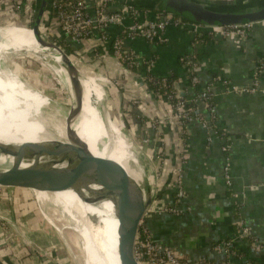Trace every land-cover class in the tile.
Returning <instances> with one entry per match:
<instances>
[{"label":"crops","instance_id":"1","mask_svg":"<svg viewBox=\"0 0 264 264\" xmlns=\"http://www.w3.org/2000/svg\"><path fill=\"white\" fill-rule=\"evenodd\" d=\"M200 1L212 6H235L246 0ZM118 3L117 9L121 4L125 5L120 0ZM90 4L88 10L92 14L94 5ZM18 12L12 0H0V24L12 25L18 21L22 15ZM156 15L150 12L149 17ZM107 33L114 38L119 29L110 28ZM98 35L93 38L95 41L85 40L78 45L69 43L71 51L74 47L80 57V64L93 73L85 64H88V58L93 62L97 58L100 64H94L95 68L92 65L93 69L99 68L100 73L118 79L124 90L145 99L144 117L149 121L156 116L165 118L159 127L164 144L161 148L164 152L163 175L158 181L161 190L153 202L154 210L174 205L172 186L176 188V170H183L185 198L179 205L182 212L147 215L145 222L151 236L185 260L206 258L220 263L240 262L234 251L251 249L246 241H237L231 255L216 251L214 245L235 237L240 218L250 227L252 236L264 243V76L258 79L255 91H242L254 86L256 68L264 60V21L255 24L246 39L217 38L205 42L176 26L166 30L167 42L164 44L150 43L141 37H126L123 49L137 57L135 71L109 54V47L100 52L99 48L104 44ZM62 38L65 39V35ZM183 57L197 60L195 74L200 87L213 80L216 82L213 102L217 115L212 142H208L206 130L198 121L187 124L182 136L175 119H170L165 96H156L145 84L143 61L153 59L156 76L173 77L179 95L194 97L191 75L182 63ZM231 86L237 90H230ZM109 95L112 94L109 92ZM118 99L113 102L121 113V97ZM197 109L208 119L204 104H199ZM132 114L134 117L136 111ZM136 125L135 129L139 124ZM142 130L140 126L136 132ZM218 132L230 140L228 153L222 150L224 141ZM146 180L153 190L159 185L153 174ZM34 202L38 201L0 200V214L7 219L0 220V264H52V258L48 259L44 254L52 256L63 252L61 239L52 232L53 225L32 211ZM21 203L23 211L19 207Z\"/></svg>","mask_w":264,"mask_h":264},{"label":"water","instance_id":"2","mask_svg":"<svg viewBox=\"0 0 264 264\" xmlns=\"http://www.w3.org/2000/svg\"><path fill=\"white\" fill-rule=\"evenodd\" d=\"M50 2L51 0L37 1L34 22L29 27L0 24V37L8 41L13 40L4 31L10 28H23L31 31L38 49L30 53L38 54L55 64L70 83L72 107L66 118V139L50 143L46 149L29 143L19 147L6 146L7 150L36 156L45 153L49 163L40 166L36 177L30 182L22 181L0 170V200L40 201L48 198L40 194L51 195L69 191L87 204L111 202L119 221L117 233L119 262L120 264H140L135 254L137 236L141 222L158 195L148 190L140 178L135 179L130 176L121 165L106 157H96L90 153L85 155L81 162L72 157L75 111L84 102L86 82L96 80V77L50 37L42 27L45 13L51 11ZM120 2L131 7L161 11L195 24L211 27L259 24L264 21V2L258 3L255 8H252L250 3L235 6H212L200 0H131L128 2L120 0ZM101 87L100 85L98 87L102 97L101 108L109 116L110 124L120 130L121 125L124 127V122L121 121L120 113L107 89L104 90ZM93 100L97 101V95H93ZM121 131L124 133V129ZM115 146L116 137L112 134L109 151Z\"/></svg>","mask_w":264,"mask_h":264},{"label":"bare ground","instance_id":"3","mask_svg":"<svg viewBox=\"0 0 264 264\" xmlns=\"http://www.w3.org/2000/svg\"><path fill=\"white\" fill-rule=\"evenodd\" d=\"M46 21V19L42 20V25H45ZM4 31L13 40L8 41L0 37V170L10 173L22 181L30 182L36 177L40 166L49 163L47 155L43 153L41 156H36L7 150L5 147L10 145L19 147L29 143L46 149L50 143L65 140V127L60 133L55 132L42 120L40 113L44 108H47L66 117L68 109L64 110L59 103L43 97L35 88L20 81L11 71L3 67L6 53L20 52L21 50L35 52V49H38L31 31L23 28H10ZM47 62L65 84L72 98L70 83L61 70L51 61L47 60ZM94 77L96 80L86 82L84 102L75 111L76 122L73 129L78 138H74L71 145L72 157L78 162H81L85 155L90 153L96 157H106L121 165L130 176L135 179L140 178L143 185L153 191L152 185L147 180L145 181L144 177H140V173L133 171L141 167L140 157L131 145L129 137L126 138L121 131L123 125L120 126V130H117L110 124L109 116L101 108L100 88L95 86L97 83L94 85L93 81L99 82L104 89L105 85L109 83L108 80L101 76ZM94 94L97 95V101L93 100ZM112 134L116 137V146L109 151ZM77 144L85 145L89 150L76 146ZM40 195L48 198L39 202L50 201L62 205L65 212L81 225L80 232L87 239L89 264H120L117 235L119 221L111 202L87 204L69 191Z\"/></svg>","mask_w":264,"mask_h":264},{"label":"built area","instance_id":"4","mask_svg":"<svg viewBox=\"0 0 264 264\" xmlns=\"http://www.w3.org/2000/svg\"><path fill=\"white\" fill-rule=\"evenodd\" d=\"M14 7L17 11L22 9L24 4L27 5L30 0H12ZM38 0H31L35 2ZM113 0H51V10L55 9V18L62 27L65 40L70 42L80 43L89 38H94L96 34L100 36L102 43L109 44L113 49V55L119 59L122 63H125L129 67H137V57L123 49V42L126 37L135 39L141 37L150 43L164 44L167 42L165 32L171 26L180 27L185 29L193 36L207 34L213 39H229L231 37H237L239 39H246L248 30L255 24L236 25V26H223V27H211L201 24H195L192 22H184L181 18L157 14L154 18H150V11H138L134 7L124 5L122 10H111ZM94 5V11L90 14L88 7ZM115 3V2H114ZM19 7L18 8V6ZM25 5V6H26ZM35 12V11H34ZM110 28L119 29L121 33L127 32V36L121 38L118 34L113 38L107 33ZM146 65V73L150 75V82L159 83L162 88L169 87V77H158L153 73L154 60L143 61ZM182 63L187 67L191 75V87L195 92L194 97H186L179 95L174 88V82L172 83V90L170 93H165L163 96L169 102L173 109V116L176 121L179 132L182 136L185 134V127L191 121L200 122L206 130L208 135V142H212L213 133L216 130V107L213 102V88L215 81L200 87L199 79L195 74L197 68V60L195 57H183ZM264 76V60L259 63L255 72V84L250 89H243L242 91L253 92L258 87V79ZM107 79V78H106ZM160 81H157V80ZM230 90L236 91L233 86L229 87ZM199 104H204L208 112V119L202 116L197 109ZM192 105V106H191ZM190 106V107H188ZM220 138L224 141L222 150L224 153H228L230 149V140L223 134L219 133ZM228 169V168H227ZM226 169V170H227ZM228 171V170H227ZM183 170L178 168L176 170V193L174 198V205L166 207L163 210H154L150 207L147 215L149 214H162L172 213L180 214L182 212L180 204L183 203L185 198V191L183 189ZM12 202V200H10ZM146 215V216H147ZM145 216V218H146ZM145 218L141 222L139 233L135 245V254L140 264H230L212 262L206 258L199 259L197 261H189L180 258L173 250L157 242L150 234ZM5 219V220H3ZM0 220L6 221L7 219L0 214ZM236 235L232 239L221 241L214 245L216 251H221L227 255H231L233 252V246L237 241H249L250 248L257 254H264V243L258 241L252 236L251 229L247 223L241 218L238 219L236 224ZM232 252V253H231ZM235 254V251H234ZM236 255V254H235ZM241 258V257H239ZM248 262H241L236 264H247Z\"/></svg>","mask_w":264,"mask_h":264},{"label":"rangeland","instance_id":"5","mask_svg":"<svg viewBox=\"0 0 264 264\" xmlns=\"http://www.w3.org/2000/svg\"><path fill=\"white\" fill-rule=\"evenodd\" d=\"M114 1V0H113ZM119 0H116L113 2L111 6V10L116 11V10H122L124 8V5L121 4L122 6L117 9L115 8ZM126 2L131 1V0H124ZM264 0H246L242 2V5L246 4H258L262 3ZM35 4V7L32 10V23L34 22V11L36 9V4L37 1L33 2ZM234 6V5H233ZM21 7L20 4L18 8ZM25 6H22V9L19 10L18 13H21L22 15L20 16V19L18 21H15L12 23L13 24H19L22 25L23 23L26 24L28 27L31 26L30 23L26 22L25 18V13H24V8ZM47 11V14L45 15L44 19H48L50 16V19L55 21L58 25L59 30L63 33L62 27L60 23L56 20L55 17H51V14ZM25 16V17H24ZM43 19V21H44ZM49 24L46 23L45 25L43 24L42 27L50 33L49 29ZM253 27L251 28H246L248 30V34L251 32ZM96 34L95 36H97ZM102 35V33L99 36ZM112 38V36H110ZM102 39V38H100ZM103 41V40H102ZM61 42L65 45L69 46L70 44H81L84 41H81L80 43H74L70 42L69 40H65L62 38ZM103 44H107L104 43ZM70 47V46H69ZM80 62L81 59L77 56L74 57ZM97 59V58H96ZM84 64V63H83ZM88 69H91L92 72L94 73L95 76H101L103 78H107L108 84L105 85L108 93L110 92L112 96L115 99H118V97H121V121L125 122V119H128V121L133 125V127H136V123L134 121L140 120V117L144 115V108L146 107L147 103L145 99L139 98L138 96L134 95L131 97L132 93L130 91L124 90L123 86H120V82L118 79H115L114 77L112 78L110 75L102 74L97 70H94L93 67H89L87 64H85ZM3 67L11 71L12 74H14L20 81H23L24 83H27L30 85L32 88H35L37 92L43 95V97L47 99H51V101H55L63 107L64 110L68 109V113L72 107V102H71V96L69 95L67 88L65 84H63L62 80L59 78V76L52 70V68L48 65L47 60L34 53L30 52H10L6 53L4 56V62H3ZM108 74V73H107ZM93 75V76H94ZM95 82L98 85H95ZM94 85L99 86L101 85L99 82L95 81ZM122 87L123 89H120ZM117 93V96L116 94ZM70 97V98H69ZM120 100V98L118 99ZM167 100V99H166ZM169 103V102H168ZM127 107V108H126ZM169 112H170V119L171 121L174 120L173 116V109L171 108L169 104ZM136 111L135 116L133 117L132 112ZM67 113V116H68ZM135 113V112H134ZM64 115L61 113L52 110V109H47L44 108L41 113L40 117L42 120L55 132L60 133L61 131L64 130L65 124H66V118ZM134 120V121H133ZM145 120H148L145 117ZM149 121V120H148ZM165 118L156 116L153 118V120L149 121L150 123V128L146 127L147 124L145 122V126L142 127L143 130L141 131L140 136L144 137H139L138 135H135V129L131 126L125 125L124 123V134L127 137H129L131 141V145L133 148L137 151L139 157H140V162H141V167L136 168V170H133L135 173H140V177H144V180L146 181L147 177H152V174L154 177H156V183L161 179L160 177L163 175L162 172V166H163V156L164 152L161 148L164 147L163 140H160V146L159 148L155 149L154 147V142L151 140V138L146 137L150 133L147 132L148 130L152 129V131L157 134L158 136L163 139V136L161 135V131L159 130V127L164 123ZM142 124V123H141ZM111 133V132H110ZM144 134V135H143ZM74 138L77 139L78 135L75 132ZM79 146L85 150H89L87 146L85 145H76ZM149 147L154 148L153 153H149ZM146 149V150H145ZM160 164V166L158 165ZM159 166V167H158ZM146 168V169H145ZM149 172V173H148ZM159 184V183H158ZM161 190V185H156L153 193L155 192L156 194H159ZM152 193V194H153ZM175 198V196H174ZM11 200V199H10ZM28 204H26L27 206ZM32 205V203L30 204ZM34 208L33 212H36L35 216H39L42 218H45L48 220V222L53 225V233L57 235L61 239V246L63 247V252L60 254H53L51 255H46L44 254L45 257H48V259L51 257V262L52 264H89L90 262V256L87 253V239L84 237V235L80 232L81 225L76 223V221L71 218L67 212H65L64 208L62 205L54 202H34ZM25 206V207H26ZM22 211H23V206L22 203L19 206ZM77 228V229H76ZM94 256V255H93ZM92 256V258H93ZM239 263L246 262V260L239 258Z\"/></svg>","mask_w":264,"mask_h":264},{"label":"trees","instance_id":"6","mask_svg":"<svg viewBox=\"0 0 264 264\" xmlns=\"http://www.w3.org/2000/svg\"><path fill=\"white\" fill-rule=\"evenodd\" d=\"M115 1V0H114ZM257 4H253L252 5V8H255V7H257L256 6ZM35 7V4L33 3V2H31V0H30V2H28L27 3V5H26V7H24L25 8V10H24V13H25V18H23V19H26V22H28V23H30V25H31V23H32V20H33V17H32V10H33V8ZM134 9H137L138 11H142V12H145V11H150V10H147V9H144V8H140V7H134ZM56 11H55V9H52L51 11H50V14H51V17H54L55 16V13ZM150 12H153V13H156V14H165V15H168L167 13H163V12H161V11H159V12H155V11H150ZM50 17V16H49ZM184 22H189V21H187V20H184V19H182ZM48 24L50 25L49 26V29H50V33L49 32H47L48 34H49V36L50 37H52L57 43H59V45H61L68 53H70L73 57H77L78 56V54L76 53V51H74L75 50V48L73 47V50L71 51V48L68 46V45H65V44H63L62 42H61V38L62 37H64V34L59 30V28H58V25H57V23L55 22V21H53L52 19H49V21H48ZM16 25H19V24H16ZM21 26H27L26 24H22ZM57 32L60 34V35H58L57 34ZM127 32H123V33H121L120 31H119V33H118V35L121 37V38H124L125 36H127ZM95 38H96V36H95ZM198 38L199 39H202L203 41H205V42H207V41H209V40H212L213 38L211 37V36H208L207 34H204V35H202V37L200 36V35H198ZM88 40H94L95 41V39H93V38H89V39H87L86 41H88ZM102 43V42H101ZM103 44V43H102ZM104 47H109V54H113V49H112V47L109 45V44H104L103 46H101L100 48H99V51L101 52H103V50H104ZM79 57V56H78ZM80 58V57H79ZM88 61H87V65L89 66V67H91L92 68V65H93V67L95 68V66H94V64H100V63H98V61H97V59L95 60V62H93L90 58H88L87 59ZM123 65H125V67L126 68H128L129 70H132V71H135L136 70V67H129V66H127L125 63H123ZM94 70H97V71H99L100 69L98 68H96V69H94ZM149 77H150V75H148L147 73H146V76H145V84H146V86L148 87V89H150V91L151 92H153V94H155L156 96H158L159 97V95L161 96V95H163V94H165V93H170V91L172 90V83L174 82V78L173 77H169V87H166V88H162L161 86H160V82L159 83H153V82H150V80H149ZM157 81H160L159 79L157 80ZM112 96V95H111ZM132 96H134V94H132L131 95V97ZM112 98H113V100L115 99L113 96H112ZM192 106V105H191ZM188 107H190V106H188ZM149 120V119H148ZM148 120H145V117L144 116H142V117H140V120H138V121H135V122H137V123H139V125H138V127H137V129L140 127V125H142V127H144L146 124H147V126L146 127H148V128H150V123H148L149 121ZM147 121V122H146ZM145 122H146V124H145ZM125 125H128V126H131V127H133V125H131V123L128 121V119H125ZM142 123V124H141ZM137 126V125H136ZM141 127V128H142ZM134 128V127H133ZM135 129V128H134ZM137 129H135L136 131H137ZM135 131V135L137 136H139V137H144V136H140L141 135V133L142 132H140V131H138V132H136ZM151 132L152 131V129H150V130H148L147 132ZM146 137H149V138H151V140H153V142H154V147H155V149H157V148H159V146H160V140H162V138L160 137V135L158 136L157 134H155L153 131H152V133L150 134H148V135H146ZM145 138V137H144ZM146 150V149H145ZM149 153H153L154 152V148H151V147H149ZM158 150V149H157ZM173 181H174V176H173ZM175 182V181H174ZM172 188H174L173 189V191H172V193H176V189H177V187L175 188L174 187V185L172 186ZM247 243H248V245L250 246V242L249 241H247ZM240 251V252H239ZM239 251H235V254L238 256V258L239 257H242V259H244V260H246L248 263L247 264H264V256L263 255H257V253H255L254 251H252L251 249H248V250H246V252H244L243 250H239ZM209 261H211V260H209ZM212 262H214V261H212ZM144 264H146V263H144Z\"/></svg>","mask_w":264,"mask_h":264}]
</instances>
